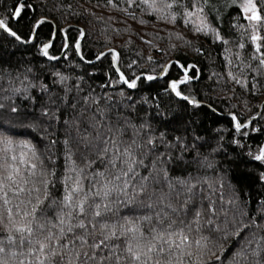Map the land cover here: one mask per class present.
<instances>
[{
  "label": "snow or ice",
  "instance_id": "6c2138e0",
  "mask_svg": "<svg viewBox=\"0 0 264 264\" xmlns=\"http://www.w3.org/2000/svg\"><path fill=\"white\" fill-rule=\"evenodd\" d=\"M105 2L140 25L148 21L137 13L211 36L224 45L226 76L213 72L217 83L264 95L260 0ZM0 4L6 13L0 32L15 44L31 45L48 62L47 71L43 63L39 69L5 68L9 61L0 57V264H264V196L254 199L243 190L247 177L240 173L234 180L222 167L247 156L264 192V141L248 143L252 134L264 135V102L247 119V101L240 114L233 111L236 105L218 112L183 87L199 80L194 63L171 61L159 73L155 67L147 73L135 70L143 68L135 59L125 66L112 48L85 58L84 29L77 38L68 29H50L40 42L42 26L50 21L36 15L35 4ZM233 7L238 15L231 28L239 41L223 32L224 12ZM61 34V55L52 54ZM175 40L191 48L182 35ZM246 44L252 48L247 58ZM70 49L85 65L110 54L106 79L94 84L96 72L78 71ZM61 60L69 71L52 63ZM147 63L156 64L152 56ZM173 67L182 75L165 81L163 92L138 94L144 83L151 86ZM202 108L227 115L230 126L202 133ZM253 203L259 207L251 209Z\"/></svg>",
  "mask_w": 264,
  "mask_h": 264
},
{
  "label": "trees",
  "instance_id": "16d2710c",
  "mask_svg": "<svg viewBox=\"0 0 264 264\" xmlns=\"http://www.w3.org/2000/svg\"><path fill=\"white\" fill-rule=\"evenodd\" d=\"M4 2L8 6H11L13 0H4ZM30 2L37 6V16H45L50 21V23L42 26L40 42L44 41V37L49 33L50 29H68L69 37L77 38L78 30L82 28L87 34L81 41L82 53L85 58L94 60L99 52H107L108 49L112 48L120 53L121 60L125 66L130 60L135 59L139 64L143 65V68L135 70L147 73H151L153 67L159 73L160 66L171 61L179 60L181 63H194L200 70L197 73L199 80H194L191 86L183 87L186 92L194 94L201 101L202 105L211 103L213 107L217 108L218 112H224L232 105H236L237 107L233 111L240 114L244 112L243 101H247L252 111L245 112L242 119H247L249 115L260 110L264 101V95L257 93V95L253 96L250 93H246L239 85L233 83L225 84L223 80L217 83L218 77L212 75L213 72H216L221 77L226 76V69L224 67L226 61L223 58L224 45L213 43L211 36L193 35L183 26L182 22L176 25L165 24L155 22L153 18L147 16L140 17L139 13H137L138 18L148 21L146 25H140L116 8L109 7L105 0H30ZM260 2L264 3V0H260ZM5 14L4 4H0V18H3ZM237 15L238 9L235 7L226 9L224 12L223 32L232 41H239L240 39L239 32L231 28V24L234 22L233 18L237 17ZM241 22L246 23L242 20ZM26 32L27 30L25 29L22 35L26 34ZM169 33H172L171 39L169 38ZM177 34L182 35L185 41L190 42L191 48L185 47L184 41H176L175 36ZM145 41L150 42L151 45H155L156 47H151ZM61 44L62 34L56 38L54 41L55 46L50 49V52L55 55H61ZM170 45L179 46L175 50H170ZM230 47L233 51L239 50L235 44L230 45ZM197 48L201 49L203 54H197L195 51ZM72 51L70 49L68 55L74 64L79 63L81 65L77 69L78 71L82 73L85 71L96 72V76L90 78L94 84H99L106 79L104 73L109 70L110 54L103 62H96L95 65H85L79 61L78 57L72 55ZM251 52V45L246 44V48L242 54L247 58ZM148 56L153 57V60L156 62L155 65L147 63ZM0 57L9 61V64L4 65L5 68L9 66L13 68L18 67L21 64H31L39 69L41 63H43L45 65L44 70L47 71L46 66L48 62L37 54L34 47L31 45L15 44L11 41V38L6 37L2 32H0ZM52 63L57 64L64 71L70 70L66 66V61L61 60ZM125 71H127L126 67ZM179 75H182V73H178V70L173 67L169 70L168 76L153 81L151 86L144 83L142 90H138V94L142 96H154L157 92H163L166 87L165 81L179 78ZM260 84L264 85V78H261ZM233 96V99H228V97ZM164 99L167 98L165 97ZM197 112L199 113L198 119L202 122V126L197 125V128L202 133L211 135L210 130L212 129L230 126L227 115H213L210 109L206 108L199 109ZM196 118L193 117V119ZM259 126L264 127V121H261ZM168 130H172L171 126ZM261 141H264V135L254 133L248 143L255 147ZM237 165L239 166L238 169ZM222 167L229 168L234 180L240 179V173H243L247 177L243 181V190L251 192L254 199L264 196V192H262L258 185V170L252 168L247 156L240 158L235 164H223ZM258 207V203L250 204V208L253 210ZM229 244H231V241H229ZM225 264H227V261H225Z\"/></svg>",
  "mask_w": 264,
  "mask_h": 264
},
{
  "label": "rangeland",
  "instance_id": "374dc122",
  "mask_svg": "<svg viewBox=\"0 0 264 264\" xmlns=\"http://www.w3.org/2000/svg\"><path fill=\"white\" fill-rule=\"evenodd\" d=\"M264 102V101H263Z\"/></svg>",
  "mask_w": 264,
  "mask_h": 264
}]
</instances>
